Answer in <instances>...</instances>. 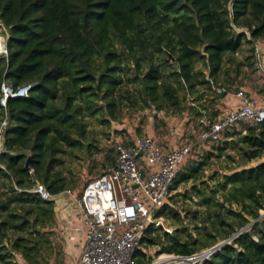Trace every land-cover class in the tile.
<instances>
[{
  "label": "trees",
  "instance_id": "1",
  "mask_svg": "<svg viewBox=\"0 0 264 264\" xmlns=\"http://www.w3.org/2000/svg\"><path fill=\"white\" fill-rule=\"evenodd\" d=\"M0 25L6 31L0 83L14 91L30 85L27 95L0 104V123L7 120L0 143V238L8 231L17 234L0 246V264H9L8 244L30 262L43 253L42 245L50 247L31 227L52 223L53 200L29 189L36 182L52 194L65 188L54 171L58 156L64 146H86V116L102 112L97 100L114 116L124 60L136 68L126 82L140 84L147 104L183 111L179 89L190 94L209 83L206 73L195 69L198 62L217 80L226 55L232 58L242 42L264 37V0H0ZM242 140L248 161L264 157V121L247 127ZM24 150L32 153L29 169ZM201 164L186 163L171 189L197 180ZM6 181L11 195L4 197ZM206 190H196L207 206L201 236L182 239L179 229L164 232L160 252L188 256L206 250L255 220L203 264H264V218L257 220L264 209V159L223 174ZM162 215L177 213L166 202L155 216ZM159 229L150 225L142 243H152L146 234ZM136 255L144 253L138 249Z\"/></svg>",
  "mask_w": 264,
  "mask_h": 264
},
{
  "label": "built area",
  "instance_id": "2",
  "mask_svg": "<svg viewBox=\"0 0 264 264\" xmlns=\"http://www.w3.org/2000/svg\"><path fill=\"white\" fill-rule=\"evenodd\" d=\"M251 48L252 66L264 86V64L258 39L251 41ZM209 82L215 99L234 98L235 103L224 109L215 108L218 110L215 115L199 108L198 129L193 142L182 140L169 147L150 134L133 135L129 140L118 139L113 143V162L88 179L79 192L68 187L52 194L39 182L29 189L43 200L60 195L69 201L72 209L78 210L75 219L68 214L64 220L66 232L80 233L83 238L75 264H139L136 251L141 247L147 228L152 224L159 226L153 209L167 202L173 182L191 153L202 144L219 143L227 132L238 129L240 124L257 125L264 121V97L259 102L241 88L222 86L211 79ZM29 88L30 85H25L14 91L2 81L0 104L5 107L8 97L27 95ZM6 125L4 118L0 129H5ZM1 139L2 132L0 143ZM15 189L19 190L16 186ZM69 223L73 225L68 228ZM211 248L188 256L163 252L150 263L143 264H153L161 259L158 264H175L176 258L179 261L193 258L194 264H202L213 255Z\"/></svg>",
  "mask_w": 264,
  "mask_h": 264
},
{
  "label": "rangeland",
  "instance_id": "3",
  "mask_svg": "<svg viewBox=\"0 0 264 264\" xmlns=\"http://www.w3.org/2000/svg\"><path fill=\"white\" fill-rule=\"evenodd\" d=\"M5 42L6 31L0 25V55L4 54ZM251 54V43L242 42V46L232 58L229 55L224 57V62L218 73L217 80L209 75L207 67L202 65L201 62L195 65V69L203 70L206 73L205 79L207 81L211 79L216 84L222 86H230L233 88L232 86L242 85L243 81L252 84L256 80L260 81V77L252 66ZM123 63V70L121 72L123 82L115 90L118 102L114 116L110 115L109 110L105 108V102L103 100H97L96 103L101 106L102 112L86 116L88 125L86 126L85 137L84 139L82 138L86 146L84 148L64 146L65 151L58 156L61 160L57 163L54 171L61 173L65 188L70 187L76 191L80 190L88 179L97 176L102 171V165L104 163L110 162L115 156V151L113 150L115 140L121 139L124 136L129 140L131 138L129 133L130 135L145 134L143 129L149 122L154 126V135L166 143L167 140L165 137L168 134L165 124L171 122V117H175V120H180L181 122L187 119L184 124L186 131L176 143L182 140L193 142L198 129V109L204 108L211 115H215L218 112L214 107L216 102L210 82L197 87L195 93L187 94L188 92L185 89L180 88L179 96L184 98L185 108L178 113H172L168 107L158 109L152 104H147L146 97L141 93L140 84L137 82H126L128 77L135 75L136 68L131 62H127L126 60ZM143 69H146L144 65ZM189 115L192 116L189 117ZM249 126L246 123L240 124L237 130L231 131V135L224 137L219 143L202 144V146L197 147L191 153L187 163L198 164L202 162L200 175L197 180L182 182L171 189L167 203L170 204L171 209L178 216L162 215L157 218L156 221L159 223L158 227L160 229L155 230L149 235L146 234L148 238L151 237L154 241L152 243L144 242L141 244L140 249L144 255L136 259L137 263H150L158 257L166 243L164 232L172 235L176 229H179V235L182 239L188 238L190 235L191 237H200V233L203 232V219L207 216V206L200 203L202 196H197L196 190L207 189L205 194H208V191L217 186L218 182L222 180L223 174L230 173L242 167L255 165L264 159L262 157L248 161L242 155L245 148L242 138L246 134L247 127ZM1 132L3 133L4 129H0V134ZM1 141H3V137ZM29 173L33 175L31 172ZM5 183L2 191L7 192L4 197L11 195L9 191L11 183L7 181ZM217 195L219 196L220 194ZM148 207L150 209L152 208L150 204H148ZM233 208L239 209L237 206H233ZM158 211L159 208L155 207L153 209V215L155 216ZM262 218H264V209L259 210V218L257 220ZM232 220V218H229L227 221L231 222ZM252 222L247 223L240 230L247 229L253 224ZM52 225L53 223H37L34 227H30L33 228L31 231H34L36 235L51 238V233L47 232V229ZM154 226L156 227L157 225L155 224ZM259 226L263 225L260 224ZM47 233L49 234L47 235ZM7 234V238H0V246L10 243L17 236V234H12L9 231ZM51 246L47 247L46 244L42 245L43 253L37 256L35 261L30 262L26 260L21 251L13 250L11 245L8 244L7 249L11 252L8 253L9 264H62V248L57 243H53V241L51 242ZM198 253L200 252H196V254ZM192 260L193 258H189V264H194L195 260L194 262ZM158 263L160 261L153 264ZM196 264H199V262Z\"/></svg>",
  "mask_w": 264,
  "mask_h": 264
},
{
  "label": "crops",
  "instance_id": "4",
  "mask_svg": "<svg viewBox=\"0 0 264 264\" xmlns=\"http://www.w3.org/2000/svg\"><path fill=\"white\" fill-rule=\"evenodd\" d=\"M260 43V49H261V58L262 62L264 64V38L258 39ZM232 86V85H231ZM233 88H241L247 92H249L254 98H256L257 101L260 102V100L264 97V86L261 84L260 81L256 80L255 82H242V85L240 86H232ZM215 108L218 109H224L228 106H232L235 103L234 98L229 99H215ZM192 115H189L191 117ZM170 120V119H169ZM187 120V119H186ZM186 120L184 122H181L180 120H175V117H171V122L168 124H165V128L167 130V137L165 139L167 140L166 143H164L166 146L173 147L179 139L180 136L183 135V133L186 131V128L184 127V124L186 123ZM198 126V124H197ZM153 124L149 122L147 125H145L143 132L145 134L154 135V128ZM198 128V127H197ZM129 136H133L130 135ZM155 136V135H154ZM120 138V137H119ZM121 139H126L124 136ZM114 157L110 162L104 163L102 166L104 167L107 164H110L113 162ZM75 190V189H74ZM76 191V190H75ZM78 192L80 190H77ZM76 191V192H77ZM53 208H54V214H53V225L47 229V232H50L51 238H48L49 245L51 246V242L57 243L59 247L62 248L63 252V258H62V264H75L77 256L79 254L80 246L82 244V236L80 233H73L70 231H65L64 226V220L66 219V215L71 214L74 216V219L77 217L78 210L72 209L70 207V203L68 200L64 199L60 195H56L53 199ZM75 224L77 222L75 221ZM73 224L69 223L68 228L72 226ZM49 233H47L48 235ZM46 237V236H45Z\"/></svg>",
  "mask_w": 264,
  "mask_h": 264
},
{
  "label": "water",
  "instance_id": "5",
  "mask_svg": "<svg viewBox=\"0 0 264 264\" xmlns=\"http://www.w3.org/2000/svg\"><path fill=\"white\" fill-rule=\"evenodd\" d=\"M4 53H6V48L4 50ZM169 58H171V61L174 62L175 59L172 57L171 54H169ZM221 96V95H219ZM20 154H25L26 155V161H25V168L26 169H29V163H30V160H31V156H32V153L30 150H24V151H21ZM253 223V222H252ZM242 231V229L240 231H238L236 234H233L232 236H230L228 239L226 240H223L221 241L220 243H218L217 245H215L213 248H211L213 254L219 250L222 246H224L225 244L229 243L230 241H232L235 237L238 236V234Z\"/></svg>",
  "mask_w": 264,
  "mask_h": 264
},
{
  "label": "bare ground",
  "instance_id": "6",
  "mask_svg": "<svg viewBox=\"0 0 264 264\" xmlns=\"http://www.w3.org/2000/svg\"><path fill=\"white\" fill-rule=\"evenodd\" d=\"M1 44V43H0ZM0 47H1V45H0ZM180 259H178L177 260V262L175 263V264H181V263H183V264H189L190 263V261H189V259H188V261H179ZM192 262H194V260H192Z\"/></svg>",
  "mask_w": 264,
  "mask_h": 264
}]
</instances>
